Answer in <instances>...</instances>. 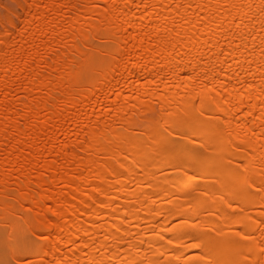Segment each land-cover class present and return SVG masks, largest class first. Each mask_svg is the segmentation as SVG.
Returning a JSON list of instances; mask_svg holds the SVG:
<instances>
[{
    "label": "bare ground",
    "instance_id": "bare-ground-1",
    "mask_svg": "<svg viewBox=\"0 0 264 264\" xmlns=\"http://www.w3.org/2000/svg\"><path fill=\"white\" fill-rule=\"evenodd\" d=\"M0 264H264V0H0Z\"/></svg>",
    "mask_w": 264,
    "mask_h": 264
}]
</instances>
